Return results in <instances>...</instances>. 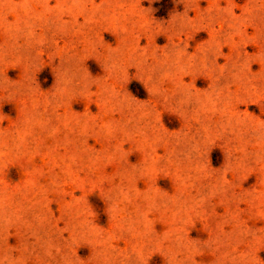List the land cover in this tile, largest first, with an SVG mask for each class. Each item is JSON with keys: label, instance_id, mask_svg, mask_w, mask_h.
<instances>
[{"label": "rangeland", "instance_id": "obj_1", "mask_svg": "<svg viewBox=\"0 0 264 264\" xmlns=\"http://www.w3.org/2000/svg\"><path fill=\"white\" fill-rule=\"evenodd\" d=\"M0 264H264V0H0Z\"/></svg>", "mask_w": 264, "mask_h": 264}]
</instances>
